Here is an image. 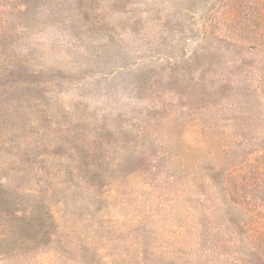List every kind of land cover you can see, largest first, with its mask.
Here are the masks:
<instances>
[{
	"label": "rangeland",
	"instance_id": "374dc122",
	"mask_svg": "<svg viewBox=\"0 0 264 264\" xmlns=\"http://www.w3.org/2000/svg\"><path fill=\"white\" fill-rule=\"evenodd\" d=\"M0 264H264V0H0Z\"/></svg>",
	"mask_w": 264,
	"mask_h": 264
}]
</instances>
